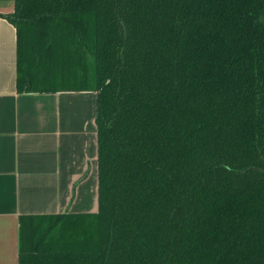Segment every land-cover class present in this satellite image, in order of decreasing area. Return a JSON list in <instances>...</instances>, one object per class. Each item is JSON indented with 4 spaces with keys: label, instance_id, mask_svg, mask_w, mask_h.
Returning a JSON list of instances; mask_svg holds the SVG:
<instances>
[{
    "label": "trees",
    "instance_id": "trees-1",
    "mask_svg": "<svg viewBox=\"0 0 264 264\" xmlns=\"http://www.w3.org/2000/svg\"><path fill=\"white\" fill-rule=\"evenodd\" d=\"M17 90L97 94L99 209L20 217L19 264H264V0H15Z\"/></svg>",
    "mask_w": 264,
    "mask_h": 264
},
{
    "label": "crops",
    "instance_id": "crops-1",
    "mask_svg": "<svg viewBox=\"0 0 264 264\" xmlns=\"http://www.w3.org/2000/svg\"><path fill=\"white\" fill-rule=\"evenodd\" d=\"M14 9L0 0V264H19L20 217L99 209L97 94L18 92Z\"/></svg>",
    "mask_w": 264,
    "mask_h": 264
},
{
    "label": "rangeland",
    "instance_id": "rangeland-1",
    "mask_svg": "<svg viewBox=\"0 0 264 264\" xmlns=\"http://www.w3.org/2000/svg\"><path fill=\"white\" fill-rule=\"evenodd\" d=\"M78 116V113H75V117Z\"/></svg>",
    "mask_w": 264,
    "mask_h": 264
}]
</instances>
